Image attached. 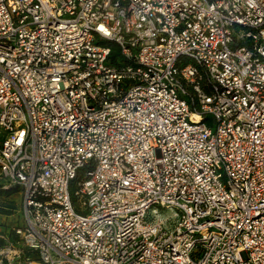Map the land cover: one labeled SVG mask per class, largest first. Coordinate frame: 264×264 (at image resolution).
Instances as JSON below:
<instances>
[{
	"label": "built area",
	"instance_id": "1",
	"mask_svg": "<svg viewBox=\"0 0 264 264\" xmlns=\"http://www.w3.org/2000/svg\"><path fill=\"white\" fill-rule=\"evenodd\" d=\"M13 186L0 264H264V0H0Z\"/></svg>",
	"mask_w": 264,
	"mask_h": 264
},
{
	"label": "trees",
	"instance_id": "2",
	"mask_svg": "<svg viewBox=\"0 0 264 264\" xmlns=\"http://www.w3.org/2000/svg\"><path fill=\"white\" fill-rule=\"evenodd\" d=\"M111 46L109 58L114 61L118 55V49L115 45L111 44ZM17 199L20 203L19 187L13 186L8 189L0 187V245H3L5 240H17L14 230L22 225L21 213L18 211L19 205L16 203Z\"/></svg>",
	"mask_w": 264,
	"mask_h": 264
},
{
	"label": "rangeland",
	"instance_id": "3",
	"mask_svg": "<svg viewBox=\"0 0 264 264\" xmlns=\"http://www.w3.org/2000/svg\"><path fill=\"white\" fill-rule=\"evenodd\" d=\"M16 203L19 205V210L18 211L21 213V207H20L19 199L16 200ZM21 217H22V215H21ZM22 223H23V220H22Z\"/></svg>",
	"mask_w": 264,
	"mask_h": 264
},
{
	"label": "bare ground",
	"instance_id": "4",
	"mask_svg": "<svg viewBox=\"0 0 264 264\" xmlns=\"http://www.w3.org/2000/svg\"><path fill=\"white\" fill-rule=\"evenodd\" d=\"M193 120H198V116L196 114L192 115Z\"/></svg>",
	"mask_w": 264,
	"mask_h": 264
}]
</instances>
